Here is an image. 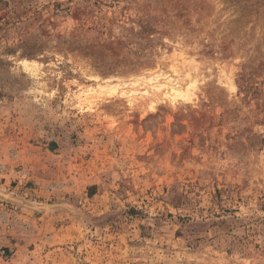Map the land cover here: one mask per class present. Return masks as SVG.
Instances as JSON below:
<instances>
[{"label":"rangeland","instance_id":"rangeland-1","mask_svg":"<svg viewBox=\"0 0 264 264\" xmlns=\"http://www.w3.org/2000/svg\"><path fill=\"white\" fill-rule=\"evenodd\" d=\"M0 264H264V0H0Z\"/></svg>","mask_w":264,"mask_h":264},{"label":"bare ground","instance_id":"bare-ground-1","mask_svg":"<svg viewBox=\"0 0 264 264\" xmlns=\"http://www.w3.org/2000/svg\"><path fill=\"white\" fill-rule=\"evenodd\" d=\"M159 75H160V73H158ZM158 75V76H159ZM161 75H162V73H161ZM157 76V75H156ZM168 76V75H167ZM155 78V77H154ZM149 79H151V78H149ZM156 79V78H155ZM155 79H154V81H155ZM165 79H166V84H168L169 86H170V90L172 89V91L173 92H171V93H169V95L172 97L171 98V100L173 101H176V99H177V97L178 98H182L183 99V103H184V101H186V100H188L189 98H190V95H192L191 93H188V92H185V91H182V90H180L178 87L176 88V86H175V84H173L172 83V80H171V78H169V77H165ZM157 81L156 82H158V79H156ZM148 81H152V79L151 80H148ZM165 85V84H164ZM112 92V91H111Z\"/></svg>","mask_w":264,"mask_h":264}]
</instances>
